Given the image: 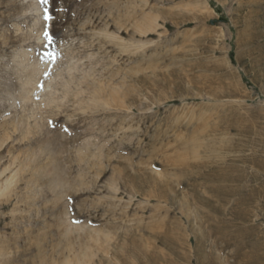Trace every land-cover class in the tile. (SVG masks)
Instances as JSON below:
<instances>
[{
    "label": "rangeland",
    "instance_id": "obj_1",
    "mask_svg": "<svg viewBox=\"0 0 264 264\" xmlns=\"http://www.w3.org/2000/svg\"><path fill=\"white\" fill-rule=\"evenodd\" d=\"M0 264H264V0H0Z\"/></svg>",
    "mask_w": 264,
    "mask_h": 264
},
{
    "label": "snow or ice",
    "instance_id": "obj_2",
    "mask_svg": "<svg viewBox=\"0 0 264 264\" xmlns=\"http://www.w3.org/2000/svg\"><path fill=\"white\" fill-rule=\"evenodd\" d=\"M45 2H46V0H45ZM46 37H47V34H46ZM49 39H50V37H48Z\"/></svg>",
    "mask_w": 264,
    "mask_h": 264
}]
</instances>
